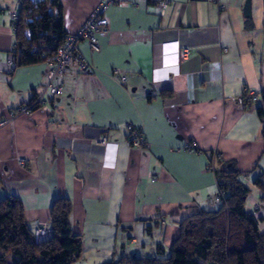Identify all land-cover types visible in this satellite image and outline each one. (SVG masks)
Here are the masks:
<instances>
[{
	"label": "crops",
	"instance_id": "1",
	"mask_svg": "<svg viewBox=\"0 0 264 264\" xmlns=\"http://www.w3.org/2000/svg\"><path fill=\"white\" fill-rule=\"evenodd\" d=\"M21 0H0V121L32 105L51 63L7 72L14 30L11 12ZM37 1V0H32ZM128 0L105 11L110 32L77 50L93 76L66 68L55 83L63 92L29 115L0 127V198L16 197L34 230L49 222L53 201L72 203L69 224L82 237L75 264H103L121 256H169L184 219L218 209L215 174L233 163L250 188L245 210L264 232V0ZM63 27L74 35L96 0H59ZM217 4L224 5L220 11ZM188 47L178 64L176 52ZM226 50L223 52V50ZM126 77L124 84L112 69ZM258 102L239 107L242 88ZM175 97V103L164 100ZM140 127L148 146L131 147L127 125ZM107 138L104 146L95 141ZM26 162L19 165V160ZM157 176L150 181L148 174Z\"/></svg>",
	"mask_w": 264,
	"mask_h": 264
},
{
	"label": "trees",
	"instance_id": "2",
	"mask_svg": "<svg viewBox=\"0 0 264 264\" xmlns=\"http://www.w3.org/2000/svg\"><path fill=\"white\" fill-rule=\"evenodd\" d=\"M17 14L11 51L16 67L52 62L68 37L59 0H21ZM255 111L264 119V101ZM261 135L264 141V127ZM220 162L221 168L213 169L221 195L220 207L202 209L184 219L169 256H162L160 248L159 257L121 256L103 264H264V232H260L258 219L244 205L250 188L241 181L242 173L233 163ZM254 185L263 193L264 201V171ZM71 211V201L64 197L55 199L50 213L52 232L36 242L35 229L28 225L20 199L0 198V264L78 262L84 247L82 237L69 224Z\"/></svg>",
	"mask_w": 264,
	"mask_h": 264
},
{
	"label": "built area",
	"instance_id": "3",
	"mask_svg": "<svg viewBox=\"0 0 264 264\" xmlns=\"http://www.w3.org/2000/svg\"><path fill=\"white\" fill-rule=\"evenodd\" d=\"M128 0H96L97 6L90 13V16L87 20L82 24L81 28L74 35H69L66 39L65 44L57 50V54L54 57V60L51 63V67L47 71L46 80L43 84V89L35 98V101L32 105L21 106V108L15 110V112H11L9 117L0 121V127L9 125L15 118L21 115H29L31 114L35 107L43 105L45 102L44 95L49 96V98L54 99L55 96L62 94L63 87L59 83L54 84V80L57 77H62L66 68H72L75 73L80 77H89L93 76L91 71V64L86 62L84 58L81 56L79 51L77 50V42L81 40H85L90 50L94 52H99V45L96 40V36L99 35H107L110 30L107 25V21L105 18V11L111 5H121L122 3H126ZM169 0L167 1H159L158 6L160 8L161 14H164V10L167 8ZM217 8L220 11H225V6L222 4H217ZM10 18L12 23H17L18 14L16 12L10 13ZM226 50L224 49L223 52ZM190 50L188 47H181L176 52V57L178 58V64L187 60L189 57ZM7 72L12 71L16 68L15 65V57H12L7 61ZM113 75L119 76L120 83L124 84L126 80L125 75H122L119 69H112ZM235 101L239 107H253L258 102V93L255 90H250L247 88H242V92L235 98ZM175 97H171L164 100L165 104L172 105L174 104ZM129 129V134L127 136L126 141L131 147L134 148H144L149 144L147 140H145L143 131L140 127H132L131 125L126 126ZM107 138L103 135L95 139L99 145L104 146L107 144ZM24 159L19 160V165L23 166L25 164ZM213 171V168H211ZM150 181L154 182L157 180V176L150 173L148 174ZM216 196L211 199V201L221 202V195L217 192ZM52 232L51 219L46 223H39L34 230V238L36 242L44 240L49 237Z\"/></svg>",
	"mask_w": 264,
	"mask_h": 264
},
{
	"label": "water",
	"instance_id": "4",
	"mask_svg": "<svg viewBox=\"0 0 264 264\" xmlns=\"http://www.w3.org/2000/svg\"><path fill=\"white\" fill-rule=\"evenodd\" d=\"M250 6H249V0L246 1L245 5H244V14L245 16H249L250 15Z\"/></svg>",
	"mask_w": 264,
	"mask_h": 264
}]
</instances>
